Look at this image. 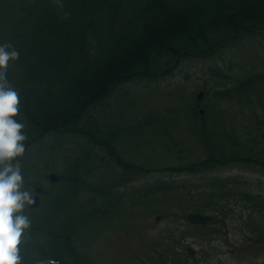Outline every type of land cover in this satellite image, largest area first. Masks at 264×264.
I'll return each instance as SVG.
<instances>
[{"label":"trees","instance_id":"trees-1","mask_svg":"<svg viewBox=\"0 0 264 264\" xmlns=\"http://www.w3.org/2000/svg\"><path fill=\"white\" fill-rule=\"evenodd\" d=\"M0 18L17 19L11 41L19 49L16 61L24 79L31 83L29 92L20 97L16 117L25 125L28 147L48 135L62 142L67 132L97 141L88 111L104 101L114 85L121 88L137 78L157 79L171 73L180 60L209 57L238 37L264 31V0H0ZM212 72L230 77L219 69ZM263 80L264 72L236 78L231 87L213 95L228 98ZM165 110L177 114L175 105ZM198 114L193 110L192 117ZM151 118L145 116V123L150 124ZM227 140L237 143L231 134ZM219 152L216 146L208 147L200 161L155 170L209 171L232 155ZM242 155L259 162L251 149ZM84 159L77 155L72 165L60 169V181L38 208L26 212L32 223L21 245L25 264H37L39 258H55L57 264H95L77 238L97 216L115 213L121 200L110 184L88 181L92 167L86 176L80 173ZM260 159L264 163V153ZM118 164L127 178L154 170L127 160ZM208 183L223 185V179L212 177ZM84 187L93 190L100 204L81 193ZM177 187L160 180L141 191L150 195ZM244 196L254 198L248 192ZM207 217L198 211L186 216L193 223Z\"/></svg>","mask_w":264,"mask_h":264},{"label":"rangeland","instance_id":"rangeland-1","mask_svg":"<svg viewBox=\"0 0 264 264\" xmlns=\"http://www.w3.org/2000/svg\"><path fill=\"white\" fill-rule=\"evenodd\" d=\"M0 36L5 41L8 32L0 31ZM258 37L234 42L211 58L180 60L173 73L160 79H140L115 89L104 120H116L126 127L117 139L119 150L154 170L119 180L118 166L95 158L98 168L93 182L112 183L121 200L114 214L97 216L77 238L80 249L95 264H264V165L236 159L205 174L155 170L197 160L207 154L208 144L225 153L230 145L223 131L243 142L238 154L264 145V120L260 121L264 116V83L228 98L213 96L215 90L231 87L237 77L264 71V34ZM211 68H219L230 77L214 76ZM5 71L14 83L19 81V70L11 60ZM122 89L125 94L119 95ZM201 89L204 117L188 121ZM170 105L176 106L177 116L165 110ZM147 114L152 116L150 124L145 123ZM54 140L48 136L21 156L23 188L32 193L31 182L47 184L44 167L60 169L62 157L76 152L75 146L82 144L79 138L65 139L60 146ZM211 177L230 181L225 180L221 188L210 186L207 182ZM160 180L187 186L143 195L142 188ZM188 190L193 197L184 198ZM246 192L259 193L262 198L245 199ZM213 194L217 196H210L211 201L216 205L206 213L213 215L210 223H215L195 224L184 217L187 210L196 209L202 201H209L206 195ZM213 228H219L216 234Z\"/></svg>","mask_w":264,"mask_h":264},{"label":"clouds","instance_id":"clouds-1","mask_svg":"<svg viewBox=\"0 0 264 264\" xmlns=\"http://www.w3.org/2000/svg\"><path fill=\"white\" fill-rule=\"evenodd\" d=\"M19 56V49L0 43V264H25L21 245L32 223L25 210L36 203L32 191L23 188L24 174L17 158L25 153L28 136L22 131L23 121L16 118L19 92L5 71L10 60Z\"/></svg>","mask_w":264,"mask_h":264},{"label":"water","instance_id":"water-1","mask_svg":"<svg viewBox=\"0 0 264 264\" xmlns=\"http://www.w3.org/2000/svg\"><path fill=\"white\" fill-rule=\"evenodd\" d=\"M53 177H54V175H53ZM36 204V203H35ZM34 206V205H33Z\"/></svg>","mask_w":264,"mask_h":264}]
</instances>
